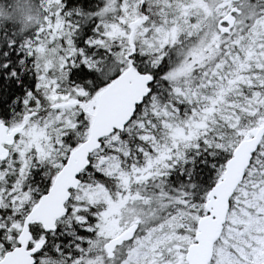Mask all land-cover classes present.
Masks as SVG:
<instances>
[{"label":"snow or ice","instance_id":"1","mask_svg":"<svg viewBox=\"0 0 264 264\" xmlns=\"http://www.w3.org/2000/svg\"><path fill=\"white\" fill-rule=\"evenodd\" d=\"M0 264H264V0H0Z\"/></svg>","mask_w":264,"mask_h":264}]
</instances>
